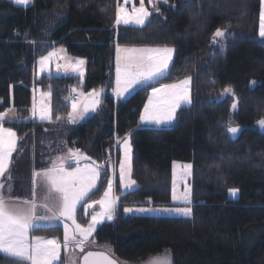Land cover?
I'll list each match as a JSON object with an SVG mask.
<instances>
[{
	"label": "trees",
	"instance_id": "16d2710c",
	"mask_svg": "<svg viewBox=\"0 0 264 264\" xmlns=\"http://www.w3.org/2000/svg\"><path fill=\"white\" fill-rule=\"evenodd\" d=\"M117 4L34 0L24 6L0 0V113L15 107L23 118L7 123L18 135L11 164L14 195L28 197L33 170L50 167L68 149L84 150L106 169L100 193L120 159L117 140L131 133L137 187L122 194L119 190L118 214L97 229L96 242L131 262L170 249L173 264H264V128L257 124L264 118L261 0H159V11L152 7L142 28L116 27ZM217 28H229L223 44L213 43ZM117 44L175 49L168 78L152 85L191 77V105L178 111L173 125L140 121L152 87L117 99ZM55 46L86 59L83 82L74 75H35L37 59ZM70 84L78 92L103 89L98 111L75 124L68 121ZM228 85L234 89L236 110L233 96L221 95ZM37 86L51 91V121L31 118ZM229 122L242 127L237 137L227 132ZM176 160L193 164V215L125 214V208L172 204ZM229 188L239 189L236 197ZM32 234L63 242L64 228L57 224ZM0 264L16 262L0 255Z\"/></svg>",
	"mask_w": 264,
	"mask_h": 264
},
{
	"label": "snow or ice",
	"instance_id": "6c2138e0",
	"mask_svg": "<svg viewBox=\"0 0 264 264\" xmlns=\"http://www.w3.org/2000/svg\"><path fill=\"white\" fill-rule=\"evenodd\" d=\"M128 0H125L127 3ZM149 4L153 5L159 0H148ZM167 3V0H163ZM18 5H30L33 0H15ZM264 4V0H261ZM152 12L145 7L144 0H140V6L133 8L131 12L127 8L118 6L116 9L115 24H123L125 26L135 25L142 28L150 20ZM19 35V33H16ZM229 35V28H217L213 33V43L223 44L224 38ZM258 36L264 40V7H262L259 15V31ZM35 43V41H31ZM54 43V42H53ZM66 50L63 48H53L47 55L39 58V70L45 72L48 70L49 62L53 57L57 59H65L63 65L57 64V71L63 68L65 74L69 71L78 75L82 81L84 78L85 60L76 58L75 62L72 58L61 55ZM173 47L157 46V47H121L116 45V68L115 75L116 87L113 89L115 96L118 99H126L127 95L132 94L137 89L149 88L161 79H167L171 71L170 65L173 63ZM51 75V73H49ZM191 77H187L178 83L162 84L159 88L152 87V94L148 97V103L144 105V110L140 115V121L144 123L155 124L158 126L171 124L176 119L177 109L184 105H191L190 85ZM256 82L252 81L254 85ZM75 92V89H73ZM103 89L97 91L93 89L85 94L79 93L80 96L90 97V103L85 104L83 111H78V103L75 98H72V111L68 113L69 123L75 124L78 119L83 118L84 114L91 111H96L102 104ZM231 94L233 110L238 108V103L235 99L234 89L231 85L226 86L221 93L222 96ZM43 96H50V93H42ZM160 95L167 97L162 103H153L158 100ZM66 99H68L66 97ZM6 112L0 113V177H6L8 183L0 182V255H5L12 259L16 264H55L60 261V243L55 239H45L42 237H34L30 240L29 233L43 227H54L57 224L53 222L71 221L70 228L68 223L63 224L64 238L63 247L68 249L70 245L74 248H79L83 253L85 247L90 244H95V241H90L89 238L97 230V227L105 221L114 220L117 213L118 203L111 193L113 190V178L107 180V190L104 192L103 198L93 200L91 203H85L93 190H98V182L103 181L101 175L106 171L103 165L95 167L86 166L81 169L77 166L72 171H66L63 163L58 167L55 163L48 169L40 171L33 170L32 178V199H24L20 201L19 197L12 196V176L10 165L13 162V153L17 151V134L10 127H4L6 120ZM39 116L41 120H52L51 108L47 105H42L37 113L35 105H33L32 116ZM13 120L19 121L21 117H13ZM61 117L57 116L56 120ZM257 124L264 128V118L257 121ZM227 132L231 136H238L242 130L240 126H229ZM131 133L125 134L123 140H117V145L122 144L123 159L119 164V181L126 190H135L137 187L136 181L131 179L132 174V157L130 146ZM79 149H68V154L64 159L68 161L80 158ZM90 159V158H88ZM176 164L173 162V191L172 200L179 201L185 205L192 203V188L191 185L185 183L184 191L179 195L176 192ZM183 177L192 175V164H182ZM37 177H41L39 185ZM37 187L44 203L41 205L47 210L50 215H37L36 197ZM232 197H236L239 189L229 188L227 190ZM98 204L101 208L100 212H93L91 221L87 226H83L76 222V213L78 206L85 209L92 208ZM51 205V206H50ZM125 214L130 213H147V212H174L178 215L190 217L193 215V209L190 206L179 208H125ZM108 247V246H105ZM111 252L110 247L108 248ZM61 264H64L61 261ZM67 264H76V260L69 257ZM83 264H116V261L106 255L104 252L88 251L83 255ZM126 264V262H122ZM149 264H173L171 250H166L162 256L154 257Z\"/></svg>",
	"mask_w": 264,
	"mask_h": 264
},
{
	"label": "rangeland",
	"instance_id": "374dc122",
	"mask_svg": "<svg viewBox=\"0 0 264 264\" xmlns=\"http://www.w3.org/2000/svg\"><path fill=\"white\" fill-rule=\"evenodd\" d=\"M13 1L15 2V0H13ZM144 4H145V7L148 8V10L150 12H152L151 8L153 7V5L152 4H149L148 0H144ZM133 5H135V7H139L140 6V0H128L127 3H125V0H118L117 7L118 6L125 7V8H127V10L129 12H131V10L133 8ZM262 7H264V4L261 3V9H262ZM133 26H135V25H133ZM119 45L121 47H125V46H128V47H133V46L134 47H157V46H147V45H124V44H119ZM169 47H171V46H169ZM50 51H52V49H50L46 53L42 54L41 56L47 55L48 52H50ZM65 53H66V51L64 52V54ZM116 55H117V53H116ZM63 56L64 57L72 58V61L73 62H75V59L76 58L84 59L85 60V65H84V78H85V76H86V69H87L86 59L84 57H82V56H72V55H68V56L63 55ZM39 58L37 59V62H36V70H35V75L38 78H42L44 75H49V73H51V75H59L63 71V68H61L59 71H57V67L56 66H57V64L63 65L66 62V60L65 59H57L56 57H53L52 60L49 62L48 70L45 71V72H43V73L40 72V70H39V64H38ZM173 59H174V53H173ZM171 65H170V67H171ZM69 73H71V71H69ZM51 75H49V76H51ZM75 75H77V74H75ZM84 78H83L82 82L84 81ZM185 78H187V77H184V78L179 79V80L174 81V82H165V83H162V84L178 83L179 81H181V80H183ZM115 80H116V76H115ZM162 84L156 86L155 88H159ZM115 87H116V84H115ZM34 88L36 89V96L37 97L35 98L34 104H32V105H35V108L37 110V113L39 112V109H40V107L42 105H47V106H49L51 108V114H52V117H53L52 101H51L52 100L51 91H49V90H43L42 87H40V86H37V87H34ZM93 89H95L97 91H100L101 90L100 88H93ZM93 89L88 90V91H86V90H80L79 93L83 92V93L87 94V93L91 92ZM189 90H190V96H191V102H192V99H193L192 79L190 80ZM42 93H50L51 95L50 96H43ZM151 94H152V91H151L150 95ZM102 95H103V93H102ZM166 99H167V97H165L163 95H160L159 99L158 100H154L153 103H162ZM75 100L78 103V111H83L85 104H89L91 98L90 97H87V96H83V97L80 96L79 99L77 98ZM147 103H148V100H147ZM71 105H72V100H71ZM98 108H97L96 111L89 110L88 112H86L84 114L83 118L78 119V121L84 120L87 115H90V114L94 115L98 111ZM181 108L177 109L176 119H177L178 111ZM32 109H33V106H32ZM71 111H72V108H71ZM36 117H37V119H39L38 114H37ZM176 119L171 124H166V125H162V126H167V127L168 126H171V125H173L176 122ZM39 120H41V119H39ZM44 121H46V120H44ZM144 124L145 125L155 126V127H162V126H158V125L150 124V123H144ZM124 137L120 138L119 140L122 141ZM130 146H131V157H132V161H131L132 162L131 179L135 180V178L133 176V151H134V135L133 134H131V136H130ZM119 147H120V159H119L117 168L116 169L114 168V170H112V173H111V175L109 177V178H113V173H115V178L113 180V190H112L111 195L114 198H118L117 199V203L120 201V197H121V194L122 193H126V192L130 191V190H126L123 187V185L120 183V181H119V164H120V161L123 159V147H122V144ZM67 154H68V150H66L65 152L57 155L54 158L53 163H55L57 167L61 163H63V166H64V168H65L66 171H72L77 166H79L83 170V169H85L86 166H88V167H95L96 165H99L96 161H94L93 159H91L90 156L87 154V152H85L84 150H80V154L81 155H80V158H79L78 162L76 160L68 161V160L64 159ZM88 158H90V159H88ZM175 162H177V164L175 166L176 167V192L179 195L180 193H182L184 191V185H185V183L188 184V185H191V188H192L191 179H192V176H193V164H192V162L180 161V160H176ZM71 163H74L75 165L70 166L69 164H71ZM182 164H192V175L191 176L183 177V169L181 168V165ZM52 166H53V164L50 167H48V168H51ZM48 168H45V169H48ZM41 170H43V169H41ZM172 172H173V169H172ZM36 180H37V184L39 185L40 180H41V177H37ZM99 183L100 182H98V187H99ZM136 184H137V182H136ZM107 187H108V184L106 183L104 189L102 191H100V193H96L97 190H93V192L90 193L89 198L85 201V203H91L93 200H100L101 198H103L104 192L107 190ZM31 190H32V188H30V190L28 191L29 192V196L27 197V198H30V199L32 198V196H31ZM119 190L121 191L120 192L121 194L119 193ZM172 191H173V179H172ZM192 199H193V196H192ZM43 203H44V201L42 199V196H41V193H40V189H39V187H37L36 204H37L38 215H50V213H48L47 210L41 206ZM185 206L192 207V203H191V205H185V204H183V203H181L179 201H173L172 200V204H170V205L157 206V207H154V206H152V207H149V206H141V207H143V208H179V207H185ZM141 207H136V208H141ZM94 211L95 212H100L101 211V208H100V206L98 204L93 205L92 208H90V209H85L84 207L78 206L77 213H76V222L86 227L87 224L91 221V216H92V213ZM136 213L137 214H142V215L143 214H150V215H174V216H182V215H178V214H176L174 212H147V213H139V212H136ZM105 222H109V221H105ZM105 222H103V223H105ZM53 223H55V224H61L62 226H63L64 223H68L69 226H70V228L74 227V226L71 225V221H60V222H53ZM101 225H99L97 227V229ZM96 231L93 233V236L89 238L90 241L94 240L95 241V244H90V245L86 246L87 247L86 249H102V250H106V251L109 252V250H108V248L110 247L109 245H104V244H100V243L96 242V240H95ZM105 246H108V247H105ZM61 248H62L61 257H63V250H64L65 253H68V250H66L63 247V242H62ZM110 249H111V252H109V253H111L112 255L116 256L115 253H114V251H113V249H112V247H110ZM165 252H163L161 254H158V255L151 256L148 259L143 260V261H139V262H131V261H126V260L119 259V258L118 259L121 261V263L122 262H126V264H149V261H151L154 257L162 256V255L165 254ZM171 254H172V252H171ZM172 261H173V257H172ZM58 263L59 262H57V264ZM76 264H77V261H76Z\"/></svg>",
	"mask_w": 264,
	"mask_h": 264
},
{
	"label": "crops",
	"instance_id": "0c3cea01",
	"mask_svg": "<svg viewBox=\"0 0 264 264\" xmlns=\"http://www.w3.org/2000/svg\"><path fill=\"white\" fill-rule=\"evenodd\" d=\"M120 25H122V24H120ZM119 25H116V27H118ZM53 48H56V49H60L61 47H53ZM52 48V49H53ZM67 53V52H66ZM64 54V53H62L61 55H65V56H68L69 54L67 53V54ZM66 75H74V76H77V75H75L74 73H67V74H65L64 73V71H62L59 75H56V76H66ZM52 76V75H51ZM78 92V91H77ZM78 94H79V92H78ZM128 96V95H127ZM37 96H36V89L33 87V104H34V100H35V98H36ZM80 98V95H79V97H78V99ZM118 99V98H117ZM119 100V99H118ZM33 106V105H32ZM8 111H7V114H6V120H11L12 122H15V121H17V120H13L12 118L13 117H16V116H18V112H17V109L15 108V107H11V108H9V109H7ZM4 112H6V110L4 111ZM3 113V112H2ZM90 116H92V114H90V115H87L86 116V118L87 117H90ZM31 118L32 119H35V120H39V119H37V117L35 116V117H33V116H31ZM41 121H44V120H41ZM47 121V120H46ZM78 121V120H77ZM12 122H10V123H12ZM7 123H9V122H5L4 124H3V126L4 127H10V128H12L11 126H9V125H7ZM13 129V128H12ZM14 131H15V129H13ZM16 132V131H15ZM17 134V133H16ZM17 145H18V135H17ZM14 154V153H13ZM10 169H11V165H10ZM11 176H12V174H11ZM0 182H5V183H8V181L6 180V177H0ZM11 184H12V196L13 197H19L20 198V201H23L24 199H30V198H27L26 196H24V197H20V196H18V195H14V189H15V183H14V180H13V177H12V180H11ZM23 199V200H22ZM32 199V198H31ZM36 212H37V215H38V210L36 209ZM34 237H42V238H45V239H53L52 237H46V236H38V235H33L32 234V232H30L29 233V238H30V240L32 239V238H34ZM57 240V239H56ZM58 241V240H57ZM59 243H60V245H62V242H60V241H58ZM87 248V247H86ZM61 251H62V248H60V261H57V262H61ZM65 255V264H67V262H68V258L69 257H72V258H74L76 261H77V264H80V262H81V257H82V255H83V253L80 251V250H78L77 248H75V249H72V248H69V250H68V253H65L64 252V250H63V256ZM57 262H55V264H57ZM58 263V264H59Z\"/></svg>",
	"mask_w": 264,
	"mask_h": 264
},
{
	"label": "water",
	"instance_id": "95a60500",
	"mask_svg": "<svg viewBox=\"0 0 264 264\" xmlns=\"http://www.w3.org/2000/svg\"><path fill=\"white\" fill-rule=\"evenodd\" d=\"M241 129H242V127H241ZM239 133H240V132H239ZM238 135H239V134H238ZM233 137H237V136H233ZM69 248L75 249L74 246H71V245L69 246ZM69 248L66 249V250H69ZM77 249L80 250L79 248H77ZM88 251H92V252H104L106 255H109L110 258L114 259V260L116 261V264H122L121 261L118 259V257L112 255L111 253H109V252L106 251V250H102V249H86V247H85V250H84V252H83V255L86 254V252H88ZM83 255H82V257H81V262H80V264H83Z\"/></svg>",
	"mask_w": 264,
	"mask_h": 264
},
{
	"label": "built area",
	"instance_id": "2783aa9c",
	"mask_svg": "<svg viewBox=\"0 0 264 264\" xmlns=\"http://www.w3.org/2000/svg\"><path fill=\"white\" fill-rule=\"evenodd\" d=\"M73 89H75L74 85L70 84L69 85V95H70L71 99L72 98L77 99L79 97V94H78V92L76 90H75V92H73Z\"/></svg>",
	"mask_w": 264,
	"mask_h": 264
}]
</instances>
